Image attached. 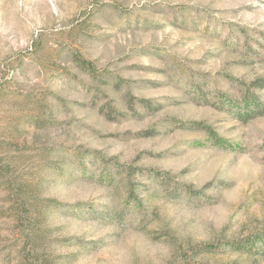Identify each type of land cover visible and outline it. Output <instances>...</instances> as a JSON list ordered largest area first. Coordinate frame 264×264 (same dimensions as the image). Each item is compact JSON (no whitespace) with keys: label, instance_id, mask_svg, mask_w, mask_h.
Wrapping results in <instances>:
<instances>
[{"label":"rangeland","instance_id":"rangeland-1","mask_svg":"<svg viewBox=\"0 0 264 264\" xmlns=\"http://www.w3.org/2000/svg\"><path fill=\"white\" fill-rule=\"evenodd\" d=\"M0 169V264H264V0H0Z\"/></svg>","mask_w":264,"mask_h":264},{"label":"trees","instance_id":"trees-1","mask_svg":"<svg viewBox=\"0 0 264 264\" xmlns=\"http://www.w3.org/2000/svg\"><path fill=\"white\" fill-rule=\"evenodd\" d=\"M73 62H75V64L84 72H86L89 75L94 76V72L95 69L93 68V65L78 57L75 56L73 57ZM127 172V176L128 177H135L137 172L135 171V169L131 166H129L126 170ZM5 172L3 169H0V180H2L3 182V176H4ZM2 178V179H1ZM4 183H8V182H4ZM24 190V188L22 186H18L17 188H14V193H19L21 194L22 191ZM29 198L27 197H23V196H17L14 197L13 199L10 200L11 202V206L8 209V213L9 216L13 218V220L17 223V225H19V229L21 230V232L23 234H25L26 237L32 235V232L36 233V229H37V223L31 218V216H29V206H30V202H29ZM253 247V245L250 246V248ZM43 258L33 254L32 259H30L27 264H39V260ZM42 264H45V261L42 262Z\"/></svg>","mask_w":264,"mask_h":264}]
</instances>
